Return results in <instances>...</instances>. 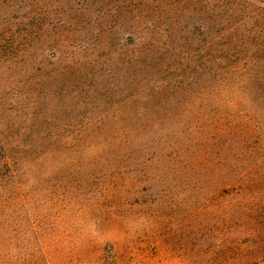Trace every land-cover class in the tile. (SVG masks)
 Here are the masks:
<instances>
[{"label": "trees", "instance_id": "obj_1", "mask_svg": "<svg viewBox=\"0 0 264 264\" xmlns=\"http://www.w3.org/2000/svg\"><path fill=\"white\" fill-rule=\"evenodd\" d=\"M256 17H209L192 38H133L104 69L95 55L65 64L33 137L42 145L0 147V264H16V209L28 230L33 199L67 206L114 191L189 208L195 226L228 231L209 247L231 246L234 229L240 264L264 260V8Z\"/></svg>", "mask_w": 264, "mask_h": 264}, {"label": "rangeland", "instance_id": "obj_2", "mask_svg": "<svg viewBox=\"0 0 264 264\" xmlns=\"http://www.w3.org/2000/svg\"><path fill=\"white\" fill-rule=\"evenodd\" d=\"M242 2L0 0V147L21 142L42 145L33 137L47 127L44 120L50 111L51 87L59 82V70L65 64L95 55L98 66L104 69L118 49L133 38H192L199 25L212 17L258 22L256 12L264 8V0H248L247 9L240 12L238 3ZM212 4L219 12L210 15ZM56 111L63 115L61 109ZM92 150L83 149L82 157H89ZM52 165L47 161L41 167L51 169ZM83 166L80 159L72 174L77 176ZM104 193L108 195L99 200L67 206L56 198V204L53 198L44 203L33 199L28 207V230L20 223L24 220L21 208L16 209L14 215L19 220L12 238L15 263L211 264L221 259L222 264H240L241 243L236 230H229L235 238L231 246L217 252L209 245L219 243L218 231L225 229L219 226L208 232L195 226L193 210L181 209L173 202L148 204L149 197L140 192L136 196L131 192L122 196H112L119 193L115 191ZM160 212L164 218L156 220L155 214ZM180 216L185 218L182 222Z\"/></svg>", "mask_w": 264, "mask_h": 264}]
</instances>
